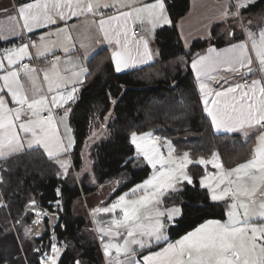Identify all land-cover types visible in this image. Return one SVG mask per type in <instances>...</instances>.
Masks as SVG:
<instances>
[{
	"label": "snow or ice",
	"instance_id": "obj_1",
	"mask_svg": "<svg viewBox=\"0 0 264 264\" xmlns=\"http://www.w3.org/2000/svg\"><path fill=\"white\" fill-rule=\"evenodd\" d=\"M103 7L108 8L110 5L105 4ZM238 7H246V4L240 3ZM65 8L69 9L71 16H78L84 11H93L91 3L82 7L81 0H34L31 3L21 4L17 12L19 20L22 21V28L32 32L34 28L42 25L55 24L53 15L62 20L65 19L67 15ZM134 11L139 23H147L151 30L172 23L167 13L165 0H155L154 3L145 4ZM131 16L132 12H120L117 16L108 17L107 21L104 19L99 21L105 38L109 42L114 41L116 45H120V48L112 54L117 72L129 67L120 36L127 35V21ZM9 19L16 20V17ZM121 20L124 22L123 26L118 25L113 28L111 35L109 30L104 28L109 21ZM250 36L253 37V44L260 63L264 65V30L259 33L258 43L255 33H250ZM43 39L41 37V40ZM69 40H71L70 36ZM30 46L35 47L36 45L30 41L0 53V71H3V75H0V81L3 82L0 84V93L6 90L11 100L18 105V107H9L4 95L0 94V159H7L21 154L26 148L33 149L34 147L47 150L46 154L49 158L66 153L68 149L64 146L55 118L52 116L51 105L60 108L69 102H75L78 92L75 85L83 83L81 77L90 74L83 67L73 72L74 80L71 81L73 86L69 89L60 83L59 73L49 76L45 72L44 80L48 82L47 92L54 93L49 100L44 90L36 84L37 69L19 63L25 57L31 58ZM143 48V56L151 60L152 55L146 40L143 41ZM231 48L233 55L230 58H222L217 54L215 57L200 56L199 59H193L191 65L197 70V76H206L214 70L216 65L224 63L229 65L237 63L240 67H244L247 45L240 43L232 45ZM49 50L45 47L38 55L43 56ZM214 51V49H209V52ZM64 52H69V48H65ZM56 59L59 62L60 58ZM247 62L250 65L252 61L248 58ZM52 67L55 69L57 64H53ZM249 71H251L250 68ZM21 72L32 81L34 95L37 98L29 100L24 93L20 81ZM239 88L240 86L237 85L236 88L217 92L215 96L227 97L229 93H236ZM201 90L205 95V110L217 131L221 129L230 132L245 130L246 135L247 130L258 131L257 143L250 159L228 172L210 174L199 181L201 187L207 190V198L211 201H231L227 211V220H206L174 243L168 242L167 228L183 218L184 209L180 206L165 208L162 198L179 191L178 184L186 182L192 185V178L188 175L186 168L193 161L189 158L188 152H185L182 157H175L171 141L165 142L168 148L167 155H165L161 151L160 137L154 136L152 132H132L130 141L135 146L137 155L142 156L154 171L148 179L137 184L129 193L119 196L110 206L94 210V212L112 216L107 222H98L97 228L105 255L113 258L110 264H264V222H254L256 218L264 221V198L261 199L259 205H256L257 192L259 187L264 185V85H261L259 81H253L251 89L242 91L238 97L233 95L228 102L211 100V104L215 107H209L210 102L207 99L209 92L206 85L201 84ZM25 106L32 115L30 119L22 121L21 116ZM44 112L48 113L47 117L43 115ZM67 114L65 112V116ZM18 129L22 130L25 135L30 134L31 139L27 141V144ZM64 131L68 134V144L71 145V129L65 125ZM218 155L214 153L212 160L201 157L198 163L200 165L213 164L214 167L222 169V164L216 162ZM131 159L133 157L129 158ZM60 167L64 171L57 175L66 176L68 164L61 161ZM232 174H236L238 179L241 174L250 177L253 186L236 184V181L230 179ZM234 184H236L235 187H233ZM56 194L58 199L55 204L59 207L61 203L59 188L56 189ZM129 195L136 196V198L129 199ZM261 196L264 197V193ZM36 204L35 200L30 202L33 209ZM0 206H3L2 202ZM118 210L120 215L117 217L115 213ZM37 215H46V213L41 211ZM53 218H55L54 214ZM35 223H39V220L34 221ZM29 233L39 234L38 229L33 232L32 228L25 227V235ZM161 241L167 242V246L159 252L144 256L142 260L134 258L137 248H149ZM35 251L41 250L35 249ZM59 256L60 249L52 244L51 254L43 253L40 264H58ZM75 264H81V262L76 261Z\"/></svg>",
	"mask_w": 264,
	"mask_h": 264
},
{
	"label": "trees",
	"instance_id": "obj_2",
	"mask_svg": "<svg viewBox=\"0 0 264 264\" xmlns=\"http://www.w3.org/2000/svg\"><path fill=\"white\" fill-rule=\"evenodd\" d=\"M28 1L16 0V3ZM167 4L172 23L155 32L160 50L155 63L119 73L107 49L89 61L88 82L70 115L76 140L70 157L74 167L81 169L82 149L91 136L94 121H106L109 117L110 138L96 143L92 150L98 186L84 183L80 188L73 173L65 179L60 178L57 175L60 171L57 159L49 158L41 148L1 162L4 206L0 208V264H26L25 259L30 264H40V256L51 245L54 236L68 246L59 264H75L76 261L81 264H102L103 255L92 237L94 234L91 233L89 220L76 216L74 206L82 196L95 194L98 187L121 175L127 174L128 180L116 191L114 198L149 178L151 168L142 157L136 155L135 146L130 141L132 132H152L167 138L180 152H188L193 161L201 157L212 160L213 154L218 153L222 164L228 169L251 158L255 136L247 138L238 133L218 134L214 130L191 68L193 58L208 45L222 47L227 44L223 27L215 26L211 41H197L188 51L178 23L190 11L191 0H167ZM262 10L264 0H258L242 12L243 15L254 16ZM239 24L237 19L232 25L231 41L245 38L244 31H239ZM130 157L133 159L129 160ZM205 172L202 165H190L192 185L185 183L180 191L170 193L166 198L168 206L176 205L184 209L183 218L168 227L173 242L206 220L226 219L227 203L208 199L207 190L199 183ZM57 188L60 189L59 207L55 204ZM32 200L37 202L34 209L30 206ZM39 208L48 210L50 214L41 224L44 227L43 235L37 237L29 233L26 236L25 227L37 225L34 224L33 211ZM53 214L56 218L54 227L51 222ZM15 225L17 227L14 228Z\"/></svg>",
	"mask_w": 264,
	"mask_h": 264
},
{
	"label": "crops",
	"instance_id": "obj_3",
	"mask_svg": "<svg viewBox=\"0 0 264 264\" xmlns=\"http://www.w3.org/2000/svg\"><path fill=\"white\" fill-rule=\"evenodd\" d=\"M239 1L241 3V0ZM31 2H34V0H29L28 2L24 3ZM154 2L155 0H81L82 7H86L88 3H91L93 6V11H84L78 16H71L69 13V9L65 8L64 11L67 14L65 19L62 20L58 16L53 15V19L56 21L55 24H45L39 28H34L32 32H28L26 29L22 28V21L19 20L17 12L18 7L23 3L17 4L16 0H0V53H3L6 49H13L15 47H18L21 43H25L22 41L25 35H28L30 36V38L35 40L36 46L29 48V51L32 54L31 58L25 57L19 63L22 64L26 61H32L33 58H36V60H39L40 62L45 61L41 64L39 70L34 64L31 66V68L37 69L36 84L44 90L49 100H51V96L54 93L47 92L48 82L44 80L45 72H47L49 76H52L54 73H59L61 77L60 83L70 89L73 86L71 83V81L74 80V77L72 76L73 72L79 71L80 68L83 67L87 69L88 73H90L88 64L92 57H94L96 54H98L104 49H107L111 54H113V52L120 48V45H116L114 41L109 42V40L105 38L104 32L101 29L99 23L101 19L107 21L108 17L117 16L120 12H132V16L127 21V35L122 34L120 36L121 44L124 45L125 48L129 67L122 68L119 73H126L155 63L159 59L160 53L159 47L155 40V32L160 27L155 30H151L147 23H139V21L136 19V12L134 11V9L143 7L145 4ZM105 4L110 5V7H103V5ZM165 4L167 8V13L169 15L167 0H165ZM245 4L246 7H243V9L249 6V3ZM102 12L111 13L109 15H104V13ZM10 17H16V20H10ZM236 20L237 18L231 13L230 0H191L190 11L187 15H185L179 20L178 29L183 44L188 51L191 50V48L197 41H211L212 31L215 26L220 25L223 27L222 33L225 35L227 44L222 47H217L216 45H208L205 49L200 51L198 55H196V57H194L193 59H199L200 56L215 57L217 56V54H219V56L222 58H230L233 55V51L231 48L232 45H239L240 43H245L247 45L246 56L244 57V67H240V65L237 63H233L231 65L227 63L219 64L216 65L214 67V70L209 72L206 76L198 77L197 70L191 65V68L198 84V88L202 95L203 105L205 95L204 92L201 90V84L206 85V88L209 92V95L207 97L210 102L209 107H215L211 104V100L213 99H217L222 103L228 102L231 100V97L233 95H236L238 97L242 91L251 89V87L245 88L242 85V81L244 79H252L253 81H259L260 84L263 85L261 76L264 77V65L260 63V58L256 54V48L250 40L247 31H244L245 38L243 40L231 41L233 39L232 25H235ZM123 23V20L109 21L104 25V28L108 29L111 35V30L117 27L118 25L122 27ZM137 28H141L142 33L137 34ZM69 36L71 37V40H69ZM41 37H43L44 39L41 40ZM145 40L148 42V48L152 55L151 60H148L143 56V41ZM73 45H75V47H73ZM45 47H48L50 50L45 52L43 56L38 55V53L40 51H43ZM65 48H69V52L65 53ZM209 49H214L215 51L209 52ZM57 57L60 58L59 62H57ZM51 58H54L55 60L52 62L50 61ZM248 58H250L252 61L250 65L247 62ZM5 64L7 65L6 60ZM53 64H57V67L55 69L52 67ZM113 64L115 67L114 60ZM249 68L251 69V71H249ZM0 75H3V71H0ZM88 78L89 74L82 76L81 79L83 80V83L75 85L78 88V92L76 93V100L79 94L82 92L83 87L87 84ZM20 81L23 85V91L29 97V100L37 98L34 95V86L32 81L27 78L23 72H21ZM2 83L3 82L0 81V84ZM237 85H239L240 88L237 89L236 93H229L227 97L215 96V93L224 92L228 88H236ZM0 94L4 95V98L7 101L9 107H18V105H16L11 100L10 94H8L6 90L4 93ZM258 95L259 93L257 92V96ZM75 102H69L68 104L63 105V107L60 108H57L55 105H51L53 110L59 113L58 116H55L53 114L52 116L55 118V122L59 129L61 139L64 142V146L68 149V151L66 152L68 155L64 156L65 153H61L58 157H54L57 159V163L59 165L61 161H68L69 164L72 163L70 154L75 148L76 140L70 119L72 111L66 108L70 105H74ZM65 112L68 113L67 116H65ZM205 112L209 116L206 110ZM31 115V112L25 106L21 116V120H28L31 118ZM43 115L46 116L48 115V113L44 112ZM65 125H67L71 129V145L68 144V134H66L64 131ZM213 127L218 134L238 133L247 138L255 136V144L257 143L258 131L255 129L247 130L248 134L246 135L245 130H237L234 132H230L221 129L220 131H217L214 125ZM18 131H20V134L24 139L25 144H27V141L31 139L30 134L25 135L22 130L18 129ZM154 136L157 135L154 134ZM35 148L41 147H34L33 149ZM29 150L31 149L26 148L24 152ZM43 150L45 152L47 151L45 149ZM11 157H8L7 159ZM7 159H0V164L3 160ZM212 166L213 165L209 167V170L212 174L221 173V171H224L225 169L223 166L222 169ZM70 169L71 168L68 165V174L70 172ZM228 170L230 169H225L224 172H228ZM230 179L236 181V184H243L248 187L253 186L252 179L248 176H243V174H241V177L239 179L237 178L236 174H232ZM236 184H234L233 187H235ZM262 193H264V185H261L259 187V190L256 195V205H259L261 199L264 198L261 196ZM81 200L84 201V198H81ZM0 202H2L4 206V201L1 199V193ZM226 203L228 211L231 201L227 200ZM1 207L2 206H0V208ZM76 216L86 217L85 215ZM227 218L228 217L226 214L225 220H227ZM254 222L262 223L264 221H261L259 218H256ZM160 244H157L155 248L161 249L160 247H162L163 245L158 246ZM142 259L143 257H140V260ZM105 264H110V262L107 261Z\"/></svg>",
	"mask_w": 264,
	"mask_h": 264
},
{
	"label": "rangeland",
	"instance_id": "obj_4",
	"mask_svg": "<svg viewBox=\"0 0 264 264\" xmlns=\"http://www.w3.org/2000/svg\"><path fill=\"white\" fill-rule=\"evenodd\" d=\"M257 1L258 0H241V3L245 2V3H249V5H251V4H254ZM239 4H240V1H239ZM242 10H243V7H242ZM241 30L242 31H247L248 36H249L250 40L252 41V43H253V37L250 36V33H255L256 34L255 39H256V41L258 43L259 42V33H260V31L264 30V10H262L261 12L257 13L254 16L243 15V12H242V21H240V24H239V31H241ZM242 85H243V81H242ZM72 110H73V108H72ZM72 110H70V111H72ZM108 125H109V117H108V119L106 121L105 120H102L101 122L94 121V127L92 129L91 136H90L89 140L87 141L86 145L82 149V154H81L82 155V165H81V169H76L74 167L72 159H71L72 163L70 162L72 165L69 164L68 161H66L68 163L69 167L71 168L70 172L66 176L65 175H59L60 178L65 179L68 176H70V174L73 173L75 178L78 181V184H79L80 188L83 187L84 183H86V185L93 184L94 186H98V180H97V176H96V173H95V170H94L95 161H94V159L92 157V150H93V147H94V145L96 143H100L102 141H106V140H108L110 138V131L108 129ZM154 134L155 133H153V135ZM160 138H161V145H162L161 146V151L165 155H167L168 148H167V144L165 142L166 141H171V140H169L167 138H164V137H160ZM171 144H172L173 149L175 150L173 155L175 157H177V158L182 157L184 152H180L178 150V148L176 147V145L172 141H171ZM136 155H137V153H136ZM138 157H142V156H138ZM189 158H190V156H189ZM198 161L199 160L193 161V163L189 164L187 166V168H186V171H187L188 175L192 178V181H193V177L189 173V168H190V165H193V164L194 165H200L198 163ZM216 162L222 164V161H221V159L219 157H218V160ZM211 165H213V164L202 165L206 169L205 176H208V175L212 174L210 172V170H209V167ZM149 166L151 168V174H150V176H151L154 170L152 169L151 165H149ZM222 166L225 168V166L223 164H222ZM59 167H60V165H59ZM212 167H214V166H212ZM225 169H228V168H225ZM225 169H224V171H225ZM63 171H64V169L60 167L59 173H63ZM217 174H219V173H217ZM205 176H203V177H205ZM127 180H128V175L127 174L121 175V176L117 177V179H114V180H112V181H110L108 183L103 184L101 187H98L97 193H95L94 195L92 194V196H89V197H87L86 195L82 196V198H84V201L81 200V198H79L75 202L74 214H76V215H85L86 218H88L90 228L93 230L91 233L94 234V236H92V237L97 241V243H98V245H99V247L101 249L102 255H103L104 261H103L102 264H105L107 261L110 262V260H112L113 258L106 256L105 253H104L103 245H102V242H101V240L99 238L100 234L97 231V228L99 226L98 222H107V221H109L112 218V216L110 214H105V213H102V212H94V210L100 209V208H104V207H108L119 196H121V195H123L125 193H129L130 190L132 188H134L136 185L131 187V188H129L123 194H121V195H119V196H117L115 198L113 197L114 194L116 193V191H118L124 185V183ZM185 183L178 184L177 187L181 190L182 185L185 184ZM1 192H2V189H1V181H0V193ZM176 192H178V191H176ZM176 192H172V193H176ZM2 194L3 193H1V197H2V200H4ZM168 195H165L162 198L163 199V207H165V208L172 207V206H168L166 204V198H167ZM128 198L129 199H135L136 196L129 195ZM217 202H225L226 203V201H217ZM173 206H176V205H173ZM115 215L117 217L120 215L119 210L117 211V213H115ZM55 223H56V218H53L52 219V224H53L52 226L53 227H54ZM15 227H17V226L15 225L14 228ZM40 227H41L42 232H44L43 231V227H42L41 224L39 225V227H36V226L33 227L32 228L33 232H35L37 229L39 230ZM16 232L18 233L19 230L16 229ZM166 234L169 237V241L168 242L174 243L175 241L173 242L170 239V235L168 233V228H167ZM160 243H163V246L160 247L161 249L163 247L167 246V242L161 241ZM52 244H55L56 247L60 249V256L58 258V264H59V261L62 258V255L65 253V251H66L68 246H67L66 243H61L59 240H57L56 236L53 237V240L51 241V245ZM51 245L48 248L43 250V252H42V254L40 256L39 263L41 262V257L43 255V253L51 254ZM156 245L157 244H153V245H151V247L144 248V249L137 248L134 258L136 260H140V257L142 258L144 256L151 255V254H153L155 252H159L161 249L155 248ZM152 248H154V249H152ZM145 250H147V251H145ZM25 262H26V264H30L28 259H25Z\"/></svg>",
	"mask_w": 264,
	"mask_h": 264
},
{
	"label": "built area",
	"instance_id": "obj_5",
	"mask_svg": "<svg viewBox=\"0 0 264 264\" xmlns=\"http://www.w3.org/2000/svg\"><path fill=\"white\" fill-rule=\"evenodd\" d=\"M230 3H231V13L237 18L239 19V21H242V8L241 7H238V4H239V0H230ZM104 13V15H109L111 12H102ZM136 32L137 34H140L142 33V29L141 28H137L136 29ZM23 42L25 43H29L30 41L31 42H34L35 43V40H33L32 38H30V36L28 35H25L23 37ZM30 48H32L30 46ZM55 59L54 58H51L50 61H54ZM44 63L43 62H40L39 60H36V58H33L32 61H26V62H23L21 65H28L29 67H31L33 64L36 66V68L39 70L40 67H41V64ZM261 80L263 82V85H264V77L261 76ZM253 85V80L252 79H245L243 80V86L245 88H249V87H252ZM80 100V96L77 98V102ZM74 107V105H70L69 107H67L66 109L68 110H72V108ZM52 114L55 115V116H58L59 113L55 110L52 111ZM48 115H46L47 117Z\"/></svg>",
	"mask_w": 264,
	"mask_h": 264
},
{
	"label": "water",
	"instance_id": "obj_6",
	"mask_svg": "<svg viewBox=\"0 0 264 264\" xmlns=\"http://www.w3.org/2000/svg\"><path fill=\"white\" fill-rule=\"evenodd\" d=\"M41 211H42L43 213H46V215H40V216H38L37 213H40ZM33 212H34V214H35V219H34V221L39 220V223H36V224H43L44 221H45V219L50 217L49 211L46 210V209H40V208H39V209L34 210Z\"/></svg>",
	"mask_w": 264,
	"mask_h": 264
},
{
	"label": "flooded vegetation",
	"instance_id": "obj_7",
	"mask_svg": "<svg viewBox=\"0 0 264 264\" xmlns=\"http://www.w3.org/2000/svg\"><path fill=\"white\" fill-rule=\"evenodd\" d=\"M36 227H39V224H37V225H35ZM34 226V227H35ZM43 227V226H42ZM43 231H44V227H43ZM38 233L39 234H36L35 236H37V237H39V236H42L43 235V232H42V230H41V227L39 228V230H38Z\"/></svg>",
	"mask_w": 264,
	"mask_h": 264
}]
</instances>
